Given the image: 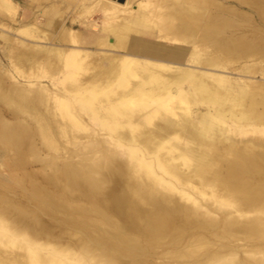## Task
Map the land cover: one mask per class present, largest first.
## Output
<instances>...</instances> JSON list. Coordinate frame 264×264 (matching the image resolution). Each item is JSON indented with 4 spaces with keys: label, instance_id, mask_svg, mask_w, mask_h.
Returning a JSON list of instances; mask_svg holds the SVG:
<instances>
[{
    "label": "bare ground",
    "instance_id": "bare-ground-1",
    "mask_svg": "<svg viewBox=\"0 0 264 264\" xmlns=\"http://www.w3.org/2000/svg\"><path fill=\"white\" fill-rule=\"evenodd\" d=\"M26 1L24 16L0 0V264H264L251 15L217 0ZM232 1L264 23V0Z\"/></svg>",
    "mask_w": 264,
    "mask_h": 264
},
{
    "label": "rangeland",
    "instance_id": "rangeland-1",
    "mask_svg": "<svg viewBox=\"0 0 264 264\" xmlns=\"http://www.w3.org/2000/svg\"><path fill=\"white\" fill-rule=\"evenodd\" d=\"M217 1H219L220 3H221V5H226V6H228V7H230V6H232L233 7V9H235V10H238V11H240V12H243V13H247V14H249V15H251V16H248V17H250V24H251V22H253L252 24L254 25V26H256L257 27V29H262V30H264V23L263 22H261L260 20H259V17L257 16V14H256V12L254 11V10H251V9H248V8H246V7H243V6H241L239 3H237V2H235V1H232V0H217ZM16 3L23 9V11H24V16H26V13L30 10L29 9V6H28V2L26 1V0H16ZM176 5V3H162V4H158V5H154L153 4V7L152 8H154V7H158V9L160 8L161 10L160 11H162V13H163V15L164 14H167V13H169V11H171L170 10V6L172 5ZM191 4H189V5H187L188 7L190 6ZM193 6V7H192ZM192 6H190L189 8H194V9H197L198 8V6L197 5H193L192 4ZM197 7V8H196ZM152 8H149V9H147V10H151ZM199 8H205L204 10H206L207 11V13H209V14H214L216 11L215 10H213V8H211V7H199ZM157 9V8H156ZM34 10H35V8H34ZM210 10V11H209ZM213 10V11H212ZM209 11V12H208ZM167 12V13H166ZM180 16H182V14H178L177 15V21H176V24L179 22V17ZM244 17V16H243ZM100 19L102 20V18H101V15H99V14H94L93 15V21H95L96 22V24H100ZM246 19V18H245ZM5 21V20H4ZM4 21H2V22H4ZM5 22H7V21H5ZM256 25H255V24ZM250 26V28H247V29H250V30H253V31H250V32H256V30H254L252 27H251V25H249ZM258 27H260V28H258ZM77 28H79V26H77ZM4 29V30H3ZM246 29V30H247ZM2 30V31H1ZM5 28H0V33H8V31L6 30ZM81 30V29H80ZM236 34H239L238 32H236ZM146 35H147V37H148V39H151L152 41H156L157 42V33H148V32H146ZM146 35H145V37H146ZM3 47V48H2ZM6 45L5 44H2L1 45V43H0V68L1 69H8V62H7V59H6V55H7V50H6ZM6 50V51H5ZM229 74V75H228ZM228 76H230V77H239V78H244V79H249V80H252L253 82L255 81V82H263V78L259 75V74H256V75H254V76H252V75H241V74H238V73H234V72H228ZM247 76H249V77H247ZM251 77V78H250ZM253 77V78H252ZM261 79V80H260ZM250 135L251 134H249L248 136H246V137H250ZM255 134H252L251 135V137L253 136L254 138H256V139H259L260 138V135H258V134H256L255 136H254ZM263 135V134H262ZM261 135V138L260 139H264V135L262 136ZM252 137V138H253ZM263 137V138H262ZM239 139V138H238ZM1 159H3V157L2 156H0V161H1ZM0 164H1V162H0ZM34 168V169H33ZM37 168H39L37 165H34V167L33 166H31V169H33V170H35V169H37ZM0 175H7V173L6 172H3V171H1V174Z\"/></svg>",
    "mask_w": 264,
    "mask_h": 264
}]
</instances>
